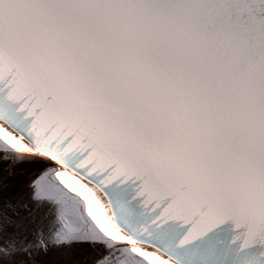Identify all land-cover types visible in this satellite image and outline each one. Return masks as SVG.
<instances>
[{
  "label": "snow or ice",
  "instance_id": "obj_1",
  "mask_svg": "<svg viewBox=\"0 0 264 264\" xmlns=\"http://www.w3.org/2000/svg\"><path fill=\"white\" fill-rule=\"evenodd\" d=\"M0 264H264V0H0Z\"/></svg>",
  "mask_w": 264,
  "mask_h": 264
}]
</instances>
